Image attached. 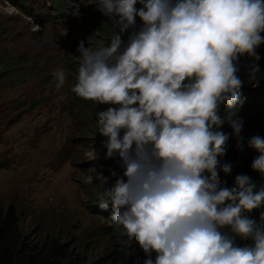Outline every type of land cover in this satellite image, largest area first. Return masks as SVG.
I'll return each instance as SVG.
<instances>
[{"label":"clouds","instance_id":"1","mask_svg":"<svg viewBox=\"0 0 264 264\" xmlns=\"http://www.w3.org/2000/svg\"><path fill=\"white\" fill-rule=\"evenodd\" d=\"M95 4L119 33L100 52L81 43L72 91L108 105L97 113L98 131L107 157L118 156L125 169L98 195V206L111 205L128 242H138L148 256L144 264H264V225L251 215L264 208V188L256 190L243 173L235 187L220 185L218 167L231 174L232 165L220 164L229 135L217 130L228 123L242 150L243 121L231 115L225 120L219 111L239 99V57L260 59L264 0ZM130 30L125 43L122 36ZM53 76L62 87L66 73L58 69ZM248 146L260 153L252 169L264 174V138L253 136ZM93 179L88 175L84 182ZM237 238L251 243L240 246Z\"/></svg>","mask_w":264,"mask_h":264},{"label":"rangeland","instance_id":"2","mask_svg":"<svg viewBox=\"0 0 264 264\" xmlns=\"http://www.w3.org/2000/svg\"><path fill=\"white\" fill-rule=\"evenodd\" d=\"M142 25L137 17L136 30ZM118 33L95 0H0V71L15 62L0 79V208L15 211L24 234L56 237L88 262L111 250L112 237L121 236L137 259L146 254L138 242H128L111 205L98 206V195L124 173L112 167L118 156L107 157L98 131L97 113L108 105L72 91L81 43L100 52ZM130 34H123L125 43ZM58 69L66 73L59 88L53 76ZM88 175L91 184L84 182Z\"/></svg>","mask_w":264,"mask_h":264},{"label":"trees","instance_id":"3","mask_svg":"<svg viewBox=\"0 0 264 264\" xmlns=\"http://www.w3.org/2000/svg\"><path fill=\"white\" fill-rule=\"evenodd\" d=\"M105 33L106 30H98ZM264 36V33H262ZM260 56L259 60L247 54L239 57L237 62L238 77L243 84L237 102L230 108L226 103L220 106L219 115L227 120L229 115L236 116L243 121L242 132H249L243 137L242 150L238 147V138L233 134L232 128L225 123L217 129L229 135V156H224V162L232 165L231 174H225L220 168L219 180L222 187L232 188L236 186V176L247 174L256 185V190L264 188V174L252 169L253 160L260 155L254 148L248 146V140L253 136L264 138V44L256 49ZM15 65L10 61L0 71V79L11 74V68ZM6 67H9L8 69ZM258 68L253 76V69ZM230 141V138H232ZM112 167L125 171L119 157L111 161ZM252 217L261 225H264V208L254 210ZM111 250L101 257L87 261L77 251L71 249L70 245L61 242L56 237L44 236L33 238L24 234L19 225V219L15 211L10 207L6 210L0 208V264H144L148 258L146 254L139 255L137 259L130 252V248L122 240V237H112ZM237 244L244 246L250 241L237 238ZM156 253L151 254L155 261ZM144 260V261H143Z\"/></svg>","mask_w":264,"mask_h":264}]
</instances>
